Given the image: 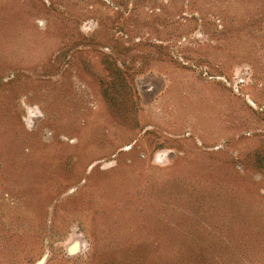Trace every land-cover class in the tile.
<instances>
[{"label":"rangeland","instance_id":"1","mask_svg":"<svg viewBox=\"0 0 264 264\" xmlns=\"http://www.w3.org/2000/svg\"><path fill=\"white\" fill-rule=\"evenodd\" d=\"M0 264H264V0H0Z\"/></svg>","mask_w":264,"mask_h":264}]
</instances>
